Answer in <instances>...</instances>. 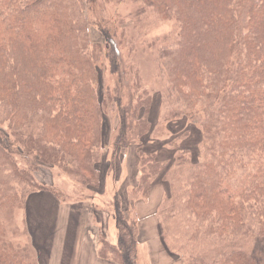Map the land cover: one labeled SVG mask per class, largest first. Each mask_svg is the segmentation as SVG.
Listing matches in <instances>:
<instances>
[{"label":"trees","instance_id":"16d2710c","mask_svg":"<svg viewBox=\"0 0 264 264\" xmlns=\"http://www.w3.org/2000/svg\"><path fill=\"white\" fill-rule=\"evenodd\" d=\"M129 1L138 6L135 25L119 36L109 25L100 28L99 44L90 40L86 0H0V264H38L31 245L7 239L5 225L30 195L48 190L30 161L34 169L61 168L97 193L108 158L101 152L110 146L115 153L137 147L139 178L126 208L115 194L116 243L102 240L99 258L140 264L132 205L162 183L168 193L161 205L171 203L164 216L184 224L190 244L223 243L220 258L203 263L201 253L190 264H264V0ZM145 14L176 24L177 37L160 47L158 62L180 106L175 117L193 124L201 140L196 151L172 147L167 162L141 149L155 132L151 99L121 54L131 56L135 38L128 33ZM104 72L117 78L112 94ZM120 89L132 91L128 109L115 96ZM114 109L118 122L104 148V123ZM159 234L168 252L173 240L161 221Z\"/></svg>","mask_w":264,"mask_h":264},{"label":"rangeland","instance_id":"374dc122","mask_svg":"<svg viewBox=\"0 0 264 264\" xmlns=\"http://www.w3.org/2000/svg\"><path fill=\"white\" fill-rule=\"evenodd\" d=\"M137 7V5H133L129 0H86V7L83 9V14L87 17L91 42L102 44V37L100 36L99 29L107 25H109V29H114L113 33L118 36L120 35L121 29L134 26L135 22L132 17ZM141 20V24H138L136 27L137 30L128 33L127 39L132 38V36L135 38L134 41H128L129 45H134L131 56L127 57L126 49H122L121 54L128 63L135 67L141 85L148 92L151 99L150 120L155 126V132L152 137L144 142L141 149L146 152L155 153L159 161L167 162L172 156V147L196 151L201 141L200 134L197 128L189 123V121L175 117L174 114L179 111L180 106L175 105L174 97L167 91V84L158 62V51L160 47L171 45L177 37L176 24L173 21L162 22L149 14H145V16L141 17ZM102 75L105 88L108 89V93L111 92L112 94L117 82L116 76H110L108 72H104ZM168 92L169 95L167 94ZM131 93L132 91L129 89L128 91L126 89H120L119 95H115L122 97L121 107H123V109H128L127 102H129V98L134 100ZM115 96L113 98H115ZM177 106L178 110H176ZM109 108H115V103H110ZM200 109L204 108L200 106ZM200 109L197 108L193 114L198 113L195 114V116L201 117L203 112H201ZM115 112L114 109V112L109 114V117L106 118L104 123V148L107 145L109 135H111L113 139L114 131H112V129L116 127L118 122L115 118ZM127 151L128 149L122 153H115L112 146H110L101 153L102 155L104 153L107 154L108 159L111 161V165L109 166V163H102L99 169L101 168V171H105L106 168L110 167L111 170L113 165L112 170L118 177L120 160L125 159ZM21 156L24 160L25 155L21 153ZM196 159L202 161L203 156L202 158L201 156H197ZM31 162L32 166H28L29 170L33 172V175L39 181L38 183L45 185L48 190L42 191L40 198H34L28 206L21 207L17 210L14 214V218L11 220L12 222L5 223L7 227L6 237L9 241L18 246L30 247L31 245L38 257L40 253L44 252L43 250L49 248L54 249L56 253L53 255L54 259H52V262L57 264L60 261V251L62 248V203L72 204L79 200H89V202L91 201L93 204H98L104 209L109 205L98 192L96 194L90 193L87 189L75 185L69 176L62 173L61 168L51 167L47 169H34V161L31 160L30 163ZM133 174L134 173L131 171L127 181V178L124 180V177L119 179V185L121 184L120 189L124 187L120 193L125 208L127 206V199L125 198V196H127V190L131 185L136 183L135 175ZM39 184L36 185L35 189L40 188ZM155 185H157V188L164 190L165 193H168V186L162 183H156ZM100 190L101 187L99 188V191ZM130 192L131 190L128 191V193ZM36 200L40 201L35 203ZM170 204L171 203H163V205L158 208V214H160L158 216V221L162 222L164 231L168 232L173 240L172 242L167 239L169 250L165 252L164 261L166 255L169 258V264H190L195 256L200 257L202 254L204 256L202 260L203 263H205L204 261H207V259H211L210 255L212 254L220 258L218 255H221V251L223 250L222 242L215 239H201L192 245L184 237V224L178 218L172 219L170 217L166 220L164 210L168 209ZM98 205L96 206L99 207ZM100 215L102 216V214ZM39 249L41 251H39ZM172 249H179L181 254L177 256V254L172 252ZM43 255L44 256L41 257V261H43L42 264H48L49 256H46L47 253ZM139 262L140 264H145L142 259V251H140ZM198 264H200V261Z\"/></svg>","mask_w":264,"mask_h":264},{"label":"crops","instance_id":"0c3cea01","mask_svg":"<svg viewBox=\"0 0 264 264\" xmlns=\"http://www.w3.org/2000/svg\"><path fill=\"white\" fill-rule=\"evenodd\" d=\"M136 152V146L128 148L125 159L120 160L118 177L112 169L110 170V167L101 171L102 185L98 193L109 205L106 206V209L98 204H93L91 201L89 202V200H79L72 204L62 203V248L60 261L57 264H61V262L62 264H114L99 258L97 253L102 240L111 245L116 243L113 201L115 194L121 195L120 191L124 189V187L120 189L119 179L121 177H124V180L127 178V181L131 171L134 173L133 175H136L135 180L138 177ZM109 162L110 160L106 158L103 163ZM129 190L130 188L127 190V195ZM40 194L42 192L30 195L27 198L26 206L34 198H40ZM165 195V191L157 188V185L154 184L147 197L137 199L132 205L131 214L138 225V258H140V251H142V259L145 264H169L167 255L164 261V255L167 251L159 234L158 221V208ZM39 201L36 200L35 203ZM39 251L41 250L39 249ZM43 251L39 257L36 255L38 264H42L41 257L44 256V253L49 256L48 264H56L52 262L53 255L56 253L55 250L49 248Z\"/></svg>","mask_w":264,"mask_h":264}]
</instances>
